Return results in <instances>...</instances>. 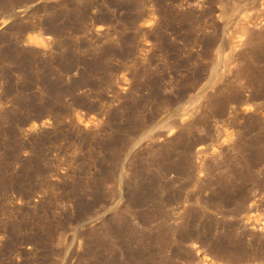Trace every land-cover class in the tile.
I'll return each mask as SVG.
<instances>
[{"label": "rangeland", "instance_id": "374dc122", "mask_svg": "<svg viewBox=\"0 0 264 264\" xmlns=\"http://www.w3.org/2000/svg\"><path fill=\"white\" fill-rule=\"evenodd\" d=\"M263 2L0 0V264H264Z\"/></svg>", "mask_w": 264, "mask_h": 264}, {"label": "bare ground", "instance_id": "6f19581e", "mask_svg": "<svg viewBox=\"0 0 264 264\" xmlns=\"http://www.w3.org/2000/svg\"><path fill=\"white\" fill-rule=\"evenodd\" d=\"M262 7L264 8V2H263V4H262ZM146 23H148V22H146ZM149 25V24H148ZM34 39H36L35 37H34ZM29 40H30V38H29ZM185 116V115H184ZM183 117V116H182ZM181 117V118H182ZM184 118V117H183ZM182 118V119H183ZM34 125L32 124V125H30V128L31 127H33ZM202 259H203V261H204V263L205 264H217V263H215L212 259H210V258H208V257H206V256H203L202 257ZM234 264V263H233ZM236 264V263H235Z\"/></svg>", "mask_w": 264, "mask_h": 264}]
</instances>
